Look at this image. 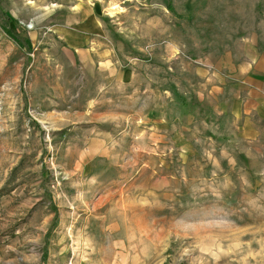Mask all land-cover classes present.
<instances>
[{
    "label": "rangeland",
    "instance_id": "obj_1",
    "mask_svg": "<svg viewBox=\"0 0 264 264\" xmlns=\"http://www.w3.org/2000/svg\"><path fill=\"white\" fill-rule=\"evenodd\" d=\"M80 1L0 0V264H264V0Z\"/></svg>",
    "mask_w": 264,
    "mask_h": 264
},
{
    "label": "crops",
    "instance_id": "obj_2",
    "mask_svg": "<svg viewBox=\"0 0 264 264\" xmlns=\"http://www.w3.org/2000/svg\"><path fill=\"white\" fill-rule=\"evenodd\" d=\"M88 3L85 2V0H81L78 3L76 2V5H74V9L72 6H70L71 11L65 17L66 20H64L65 22L63 27L59 30L57 29V35L60 36V38H62V40L68 45V47L70 49H73L74 51H79L83 49V47H85V50H87L88 52L90 51L88 50L90 48L91 51H93V48H97V51L103 53L104 47H101L103 46V43H98V45L95 47L91 46L93 44H96L97 42L91 35L90 28L93 24H89L90 22L87 21L91 18L94 12L93 7L88 5ZM69 27H71L72 30H68ZM16 29L18 31V34L20 35V31L17 28V25ZM254 57L255 55L252 53L251 58L253 59ZM255 112L259 116L264 117V107L262 106V104L257 105V109ZM248 122H251L250 119L247 120V124Z\"/></svg>",
    "mask_w": 264,
    "mask_h": 264
},
{
    "label": "trees",
    "instance_id": "obj_3",
    "mask_svg": "<svg viewBox=\"0 0 264 264\" xmlns=\"http://www.w3.org/2000/svg\"><path fill=\"white\" fill-rule=\"evenodd\" d=\"M8 25H9L8 30H9L10 32H12V33H14V34H18V31H17V29H16V25H17V23H16L15 20H10L9 23H8Z\"/></svg>",
    "mask_w": 264,
    "mask_h": 264
}]
</instances>
